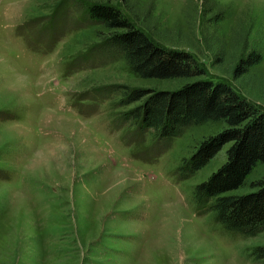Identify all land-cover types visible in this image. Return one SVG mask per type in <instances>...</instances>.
<instances>
[{
    "label": "rangeland",
    "instance_id": "374dc122",
    "mask_svg": "<svg viewBox=\"0 0 264 264\" xmlns=\"http://www.w3.org/2000/svg\"><path fill=\"white\" fill-rule=\"evenodd\" d=\"M215 1L219 20L203 0H0V264H264L251 255L264 228L244 235L196 210L194 186L225 161L229 143L178 177L182 159L226 124L190 125L168 142L139 131L124 118L136 103H119L122 87L191 79L137 77L85 14L92 2L117 6L264 108V0ZM251 49L261 61L235 77ZM260 180L264 163L231 193Z\"/></svg>",
    "mask_w": 264,
    "mask_h": 264
},
{
    "label": "trees",
    "instance_id": "16d2710c",
    "mask_svg": "<svg viewBox=\"0 0 264 264\" xmlns=\"http://www.w3.org/2000/svg\"><path fill=\"white\" fill-rule=\"evenodd\" d=\"M222 6L215 0L202 2V8L216 20L222 18ZM85 14L90 22L108 30L102 46L119 53L137 77L191 79L174 89L123 86L119 103H136L123 113L124 118L132 120L141 132L150 129L159 142L170 141L190 125L223 121L226 127L200 140L182 159L178 177L193 175L229 143L225 161L194 186L196 210L213 212L215 220L229 231L249 236L262 231L264 180L253 183L248 192H231L244 184L257 163H264V108L251 103L227 81L208 77L194 52L156 41L117 6L92 2L86 5ZM246 36L241 51L246 48ZM260 61V52L246 51L238 57L233 75L247 74ZM251 255L264 258V246H255Z\"/></svg>",
    "mask_w": 264,
    "mask_h": 264
}]
</instances>
